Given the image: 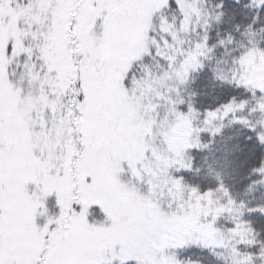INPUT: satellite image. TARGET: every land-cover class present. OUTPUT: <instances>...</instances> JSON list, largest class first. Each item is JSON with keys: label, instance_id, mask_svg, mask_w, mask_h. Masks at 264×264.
I'll return each mask as SVG.
<instances>
[{"label": "snow or ice", "instance_id": "obj_1", "mask_svg": "<svg viewBox=\"0 0 264 264\" xmlns=\"http://www.w3.org/2000/svg\"><path fill=\"white\" fill-rule=\"evenodd\" d=\"M0 264H264V0H0Z\"/></svg>", "mask_w": 264, "mask_h": 264}]
</instances>
